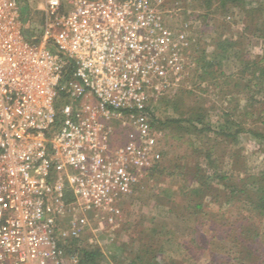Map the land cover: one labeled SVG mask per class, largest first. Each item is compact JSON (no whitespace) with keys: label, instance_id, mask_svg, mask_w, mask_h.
<instances>
[{"label":"built area","instance_id":"1","mask_svg":"<svg viewBox=\"0 0 264 264\" xmlns=\"http://www.w3.org/2000/svg\"><path fill=\"white\" fill-rule=\"evenodd\" d=\"M67 1L27 37L19 0H0V264H80L84 214L118 224L162 160L153 108L188 74L165 0Z\"/></svg>","mask_w":264,"mask_h":264},{"label":"rangeland","instance_id":"2","mask_svg":"<svg viewBox=\"0 0 264 264\" xmlns=\"http://www.w3.org/2000/svg\"><path fill=\"white\" fill-rule=\"evenodd\" d=\"M200 1L165 0L173 27L186 24L191 46L186 54L188 74L185 81L159 99L152 111L154 120L151 128L161 150L162 160L153 170L144 174L133 196L123 202L122 216L117 225L84 214L87 221L83 225L81 237L71 241V245L79 247V250H101L102 256L98 259V264H123L122 262L130 260V256L136 255L138 251L143 256L144 249L150 243L164 244V253L158 255V259L174 258L181 260L183 264H208L207 254L203 260L189 261L184 258L178 245L168 242L172 234L176 241L185 238L190 222H194L169 212L165 205L170 200L181 205L188 202L187 188L193 185L192 179L197 165L205 167L206 161L199 152L206 148L213 150L212 158L217 160L214 170L228 178L237 180L264 170L262 143L253 134V131L264 129V125L253 119L243 118V109L240 113L235 110V106H245L246 97L239 95V103H235L231 96H223L212 81L199 87L195 84V75L192 72L194 69L198 70L196 59L201 54L212 59L220 53L218 42L225 39L240 42L231 47L225 53L227 56L221 59L220 70L227 76L239 73L243 64L242 54H264V0H246L247 2L231 6L226 11L218 8V3H214L210 10L202 9ZM62 2L65 8L71 9L67 0ZM19 4L24 34L27 37L35 33L41 34L46 0H19ZM179 90L190 93L187 92L181 98L184 104L174 107L170 102L176 98ZM67 101L65 94H60L59 108ZM260 101L261 104L255 106L254 118H264V98ZM222 108L231 109L233 114L227 116ZM186 112L188 115L204 114L207 129L202 132L201 126L194 128L185 122H170L173 118L180 120L187 117ZM228 119L236 123L234 132L240 130L231 140L219 134L220 125L225 124ZM114 140L116 143L129 141L125 130L120 127L116 130ZM241 197L236 198L230 205H225L226 202L221 197L206 205V214L199 213L195 217H206V231L216 232L226 225H229L227 229H231L230 226L236 222L238 216L248 215L253 211L250 202ZM209 212L215 216H208ZM211 232V236L208 235L210 238L213 236ZM262 232L264 233L263 230ZM231 234L233 230L225 235L226 240L215 238L210 245L217 257L225 256L234 264L236 262L231 260L233 255L228 253L229 246H232ZM262 245L264 252V242Z\"/></svg>","mask_w":264,"mask_h":264},{"label":"trees","instance_id":"3","mask_svg":"<svg viewBox=\"0 0 264 264\" xmlns=\"http://www.w3.org/2000/svg\"><path fill=\"white\" fill-rule=\"evenodd\" d=\"M246 0H201L202 9L210 10L214 3H218V8L222 11H226L229 7L245 3ZM247 2V1H246ZM209 13V12H208ZM207 15V12H206ZM240 42H232L228 39L219 41L217 46L220 49V53L214 55L212 59L208 58L205 54H201L196 59V66L198 68L192 70L195 75V84L199 87L206 83L213 82L217 88L220 89L223 96H231V100L235 103H239V95L246 97L245 106L242 108L235 106V110L240 113L243 109L242 117L245 119H253L264 125V118L258 116L254 118L255 106L261 104L260 99L264 98V54L253 56L249 52L242 54V67L239 73L225 75L221 70V59H224L231 47L238 45ZM193 75V77H194ZM249 76V77H248ZM219 82V83H218ZM189 91L179 90L176 98L171 100V104L175 107L183 103V96ZM190 93V92H189ZM175 97V96H174ZM230 100V101H231ZM231 101V102H232ZM169 103V104H170ZM227 116L233 114L231 109L222 108ZM264 113V111H263ZM187 117H183L180 120L173 118L170 122L181 123L185 122L192 125L194 128L202 127L201 131L204 132L207 129L205 123V115L202 113L187 114ZM230 123L232 125L230 126ZM236 123L228 119L225 124H221L219 127V134L225 137L227 140H231L240 131L234 132L233 127ZM264 127V126H263ZM253 131V130H250ZM254 136L261 141L264 152V129L253 131ZM237 137V136H236ZM212 149L206 148L204 151L199 152L205 159V167L197 165L196 174L192 179L193 185L187 188V194L189 200L185 204H178L168 201V211L176 213L178 216L188 221H193L188 228V234L181 241H176L174 234L168 241L171 244L178 245L181 249L184 258L189 261L203 260L207 256L208 264H233L228 258L217 257L214 250L211 248L213 239L219 238L226 240L225 235L231 233L230 242L232 246H229L228 253L232 254L231 260H234V264H264V252L262 251V243L264 242V170L256 173H252L242 178L231 177L228 178L224 174H221L214 170L216 161L212 158ZM248 188V189H247ZM230 195L231 198H230ZM245 197L250 202L253 209L252 212L242 214L237 217V220L227 229L229 225L219 228L216 232L211 234L205 230V219H196V215L199 213L206 214L204 212L206 205L212 202H216L219 198H224L225 205L231 204L236 198ZM241 197V198H242ZM210 213V212H209ZM208 216H215L210 213ZM234 227H236L234 229ZM215 230V229H214ZM206 231V232H205ZM213 231V230H212ZM210 235V236H208ZM155 242V241H154ZM147 244V243H146ZM164 244L150 243L144 249V255L141 256L139 251L136 255H131L130 260L122 262L123 264H183L181 260L168 258L158 259V255L162 254ZM82 249V250H81ZM82 255L80 264H98V259L102 256L101 250H89L87 248H80ZM164 253V252H163ZM230 261V262H229ZM233 262V261H232Z\"/></svg>","mask_w":264,"mask_h":264}]
</instances>
